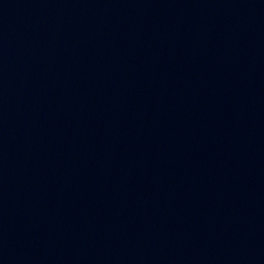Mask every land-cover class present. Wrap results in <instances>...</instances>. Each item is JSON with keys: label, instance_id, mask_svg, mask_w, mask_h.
Returning a JSON list of instances; mask_svg holds the SVG:
<instances>
[{"label": "water", "instance_id": "1", "mask_svg": "<svg viewBox=\"0 0 264 264\" xmlns=\"http://www.w3.org/2000/svg\"><path fill=\"white\" fill-rule=\"evenodd\" d=\"M0 264H264V0H0Z\"/></svg>", "mask_w": 264, "mask_h": 264}]
</instances>
